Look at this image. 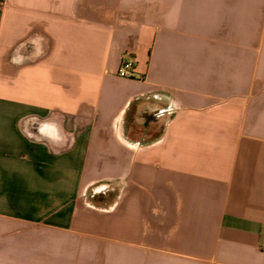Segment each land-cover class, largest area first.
<instances>
[{"label":"crops","instance_id":"1","mask_svg":"<svg viewBox=\"0 0 264 264\" xmlns=\"http://www.w3.org/2000/svg\"><path fill=\"white\" fill-rule=\"evenodd\" d=\"M0 264H264V0H0Z\"/></svg>","mask_w":264,"mask_h":264},{"label":"built area","instance_id":"2","mask_svg":"<svg viewBox=\"0 0 264 264\" xmlns=\"http://www.w3.org/2000/svg\"><path fill=\"white\" fill-rule=\"evenodd\" d=\"M136 66L135 62L131 59L123 60L118 71V76L123 79L135 78Z\"/></svg>","mask_w":264,"mask_h":264}]
</instances>
